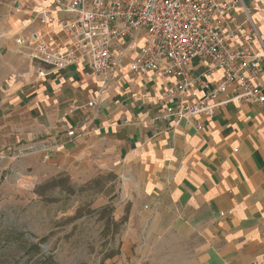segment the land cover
<instances>
[{"label": "crops", "instance_id": "1", "mask_svg": "<svg viewBox=\"0 0 264 264\" xmlns=\"http://www.w3.org/2000/svg\"><path fill=\"white\" fill-rule=\"evenodd\" d=\"M57 1L0 0V158L37 183L105 172L129 178L137 198L121 252L105 264H264V108L229 102L212 118L161 119L176 78L133 73L135 54L122 43L107 89L87 106L104 84L86 62L52 70L30 57L33 33L69 42L56 19L72 15L57 11ZM246 3L264 31V0ZM43 12L54 21L42 23ZM192 73L220 78L198 59ZM203 95L197 86L188 98ZM38 141L53 145L48 159L13 156Z\"/></svg>", "mask_w": 264, "mask_h": 264}, {"label": "built area", "instance_id": "2", "mask_svg": "<svg viewBox=\"0 0 264 264\" xmlns=\"http://www.w3.org/2000/svg\"><path fill=\"white\" fill-rule=\"evenodd\" d=\"M55 9L72 15L56 19L68 44L33 33L28 39L30 57L52 70L86 62L104 84L89 107L107 89L117 63L115 47L122 43L123 52L135 54L129 65L133 73L158 72L176 78L162 98L168 104L161 119L212 118L229 102L264 108V31L246 0H58ZM40 21L54 18L43 12ZM196 59L206 64L208 74L218 73L220 78L212 81L194 75ZM197 86L204 95L189 100ZM52 148L45 141L22 144L13 156L44 152L48 159Z\"/></svg>", "mask_w": 264, "mask_h": 264}, {"label": "rangeland", "instance_id": "3", "mask_svg": "<svg viewBox=\"0 0 264 264\" xmlns=\"http://www.w3.org/2000/svg\"><path fill=\"white\" fill-rule=\"evenodd\" d=\"M130 182L105 172L37 183L0 158V264H105L122 249Z\"/></svg>", "mask_w": 264, "mask_h": 264}]
</instances>
